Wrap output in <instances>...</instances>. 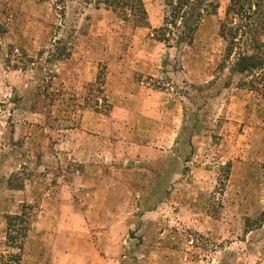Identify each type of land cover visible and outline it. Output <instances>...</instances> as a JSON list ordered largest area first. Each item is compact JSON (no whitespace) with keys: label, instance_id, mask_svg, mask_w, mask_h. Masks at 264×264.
<instances>
[{"label":"rangeland","instance_id":"obj_1","mask_svg":"<svg viewBox=\"0 0 264 264\" xmlns=\"http://www.w3.org/2000/svg\"><path fill=\"white\" fill-rule=\"evenodd\" d=\"M143 1L0 0V254L24 212L21 264H264V71L222 67L229 0L170 44Z\"/></svg>","mask_w":264,"mask_h":264},{"label":"trees","instance_id":"obj_2","mask_svg":"<svg viewBox=\"0 0 264 264\" xmlns=\"http://www.w3.org/2000/svg\"><path fill=\"white\" fill-rule=\"evenodd\" d=\"M51 1V0H43ZM64 9L67 2L74 0H54ZM87 5L101 7L117 15L122 21L135 27L148 25V14L143 0H76ZM166 13L163 25L154 31L158 42L170 44L176 37L180 43L192 42L194 35L205 18L216 15L220 4L217 0H165ZM219 35L225 43L224 62L231 75H254L264 71V0H229L224 17L220 21ZM224 69V68H223ZM104 72L100 71L97 80L89 86L100 95L99 101L109 107L105 97ZM251 91H259L257 83L248 85ZM92 99L86 103L93 104ZM31 221L22 212L8 218V245L16 252L0 254V264H21L24 244L30 231Z\"/></svg>","mask_w":264,"mask_h":264}]
</instances>
